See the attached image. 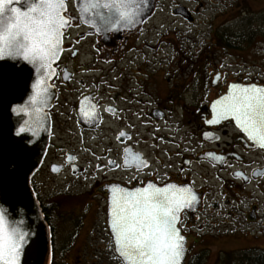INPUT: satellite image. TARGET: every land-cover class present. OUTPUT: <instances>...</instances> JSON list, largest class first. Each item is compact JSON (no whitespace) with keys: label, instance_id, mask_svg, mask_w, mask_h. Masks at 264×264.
<instances>
[{"label":"flooded vegetation","instance_id":"1","mask_svg":"<svg viewBox=\"0 0 264 264\" xmlns=\"http://www.w3.org/2000/svg\"><path fill=\"white\" fill-rule=\"evenodd\" d=\"M263 1L153 0L148 10L142 4L135 24L109 30L101 25L98 30L80 19L77 0H66V14L73 21L64 31L63 51L54 63L50 81L56 97L48 111V147L31 180L33 192L48 215V249L43 264L55 257L58 240L52 220L60 221L65 214L59 201L43 194L37 179L42 172L51 178L68 173L66 180L72 183L85 169L78 157L81 151L96 156L95 188L104 202L105 227L107 199L115 187L134 190L148 183L158 187L175 184L189 186L199 196V207L192 215L183 210L177 225L186 238L185 261L190 246H197V240L190 238L193 232L201 241L217 239L232 242L237 249H250L253 247L245 245V234L239 232L246 228L250 241L263 244L264 149L248 140L232 119L212 125L206 122L213 117L212 103L225 95L230 85L264 86L260 78H248L242 72L227 76L215 62L218 53L228 57L231 53L222 45L225 29L233 20L256 13L253 6ZM175 23L188 29L197 27L195 34L201 35L198 29H205L212 43L202 50L214 56L206 62L204 56L199 57L201 61L196 63L203 65L207 79H200L203 72L197 73L196 66L184 74L182 68L190 62L189 56L184 66L177 61L178 70L164 73L168 53L175 56L178 51L165 47L177 43L173 36L179 41L185 37ZM240 64L245 63L239 61L234 66L246 70ZM179 131L184 132L183 140H176ZM206 132L211 137H205ZM70 143L73 148L65 147ZM137 155L145 166H137ZM68 189L66 184L61 193ZM84 214L74 215L78 223L69 238L71 246L84 225ZM217 225L223 229L221 235L211 238L204 234ZM229 226L233 232L225 231Z\"/></svg>","mask_w":264,"mask_h":264},{"label":"snow or ice","instance_id":"2","mask_svg":"<svg viewBox=\"0 0 264 264\" xmlns=\"http://www.w3.org/2000/svg\"><path fill=\"white\" fill-rule=\"evenodd\" d=\"M146 3L147 0H77L80 19L98 30L101 25L109 30L135 24ZM66 13V0H0V60L19 58L36 71L29 103L13 107V112L39 113L40 106L46 103L48 80L55 74L52 64L63 51L62 37L73 21ZM212 108L208 124L231 117L248 140L264 149V86L232 84ZM25 130L21 127L17 134ZM136 159L138 167L146 165L138 155ZM195 200L191 188L175 184L158 187L148 183L134 190L115 187L109 225L122 264H181L186 241L177 225L181 210L191 207ZM22 223L9 220L5 210L0 209V264H19L28 236L20 227Z\"/></svg>","mask_w":264,"mask_h":264},{"label":"rangeland","instance_id":"3","mask_svg":"<svg viewBox=\"0 0 264 264\" xmlns=\"http://www.w3.org/2000/svg\"><path fill=\"white\" fill-rule=\"evenodd\" d=\"M252 9L256 10V12L263 11L264 1L258 6H253ZM249 17L250 15L241 16L240 18L233 20L223 33L230 35L232 34V32L239 31L242 28V25L245 23V20H247ZM255 23L257 22H254L253 24ZM174 26H177L178 30L183 32V35H185V37H183V39L181 38V41H179V37L172 35L176 39L177 43L172 45L169 44L168 47H165V50L178 51L175 56L171 55L170 52L168 53L169 58L167 59V64L165 66L166 70L164 71V73L166 72L170 74L178 70L179 65L176 64L177 61L184 66L185 62H187V56L192 58L190 59V62L182 68L184 74L186 75V73L195 66L197 73L199 71L201 72L203 65L196 63H199L201 61L199 57L204 56L206 60H204L203 62H206L214 56L210 54L209 50H202V48L207 43L211 42L210 38L207 37L205 33V29L202 27L198 29V33H202L200 35L195 34L197 27L188 29L178 23H175ZM257 41L259 44H253L251 45L252 47L247 50L238 51L237 49H227L231 50L229 57L225 55L224 52L222 54H215L217 57H219V59L215 60V62L219 67L222 68L223 72H225L227 76H232L236 72H242L243 74L247 75L248 78L257 77L264 81V44L261 42L260 38H257ZM232 55L234 57H232ZM239 61L245 63L240 64V67L242 65L246 68V70H244L243 68H239L238 65V67L234 66ZM166 76L169 77L167 74ZM207 77L208 74L206 71H204L200 79L204 80L207 79ZM194 79L196 81L198 78L196 77ZM194 79L191 78L192 82H195ZM160 83L162 84V81H160ZM190 104L192 105V103ZM183 134L184 132L179 131L176 136V140H183ZM184 142L188 144L187 140H185ZM67 146H69L68 149L73 148L72 144L71 146L68 144L65 147ZM78 157L81 164L85 166V169L81 174L75 175L73 177L74 181L72 183L68 182L69 180H66V174L68 173H64L62 176L56 178H51L48 177L47 174L42 172V174H40L37 179L40 188L43 190V194L50 195V198L54 197L56 201H59L60 211L65 214V217L60 218V221H55V219L52 220L54 225V234L58 240L57 244L55 245V252L53 254L55 255V257L52 263L121 264V262L116 258L113 252L111 240L104 225V202L102 198L96 194V175L94 170L96 156H93L92 154H86L84 151H81ZM98 176L99 174H97V177ZM66 184H69L68 192L61 193ZM86 204L88 205L85 209ZM69 211H73L75 214H79L80 212L85 213L83 217L84 225L80 228L79 237L77 238L75 244H73L72 246L69 244V238H71V236L73 235L72 233L74 232L78 222H75L77 216H74L75 214L69 215ZM211 223L212 222H210V224ZM233 229L234 228L232 226H229L227 229H225V231L233 232ZM222 230V227L217 225L212 227L210 231H208V229L204 231V234L206 233L207 235H211V238H213L215 236L221 235ZM239 232L245 234V245L247 247L258 249L257 246H264V242L262 245H258L253 241H250L251 235L248 233V230L246 228ZM190 234L192 235V237H190L191 241L197 240V246L195 248L190 246V253L186 258L187 260L184 261L183 264H219L220 260L223 259V253L240 250L237 249L239 247H233L232 242L226 241L225 243L224 241L220 240V242L217 239L201 241L197 238L199 234L194 232ZM242 249L244 248H241V250ZM62 252L65 253L64 261H61V257L63 255Z\"/></svg>","mask_w":264,"mask_h":264},{"label":"water","instance_id":"4","mask_svg":"<svg viewBox=\"0 0 264 264\" xmlns=\"http://www.w3.org/2000/svg\"><path fill=\"white\" fill-rule=\"evenodd\" d=\"M152 4L153 0H147V3L143 5L148 10ZM17 6L23 7V5ZM51 78L48 80L49 85ZM35 79L36 71L26 61L19 58L0 60V209L5 210L9 220L23 221L20 227L28 233L20 253L19 264H43L48 244V230L44 215L30 184L49 143L51 122L48 111L56 97L53 87L50 85L48 88L46 103L40 106L39 113L26 115L12 111L13 107L29 103V97L33 95L32 84ZM228 91L229 88L227 93ZM211 109L213 112L212 106ZM229 119L232 118L229 117ZM26 120L27 125L24 123ZM233 122L237 126L234 120ZM21 127H25L26 130L18 135L17 131ZM192 191L195 193L194 190ZM113 194L111 192L108 196L106 206V226L112 243L109 206ZM195 194L196 200L191 207L181 211L186 210L192 215L199 207V196ZM113 247L118 257L114 243Z\"/></svg>","mask_w":264,"mask_h":264},{"label":"trees","instance_id":"5","mask_svg":"<svg viewBox=\"0 0 264 264\" xmlns=\"http://www.w3.org/2000/svg\"><path fill=\"white\" fill-rule=\"evenodd\" d=\"M249 15L239 31L224 35L222 45L226 49H250L251 45L259 44L257 38L264 44V10ZM254 22L257 23L253 24ZM44 216L48 218V215ZM219 264H264V249L250 248L225 252Z\"/></svg>","mask_w":264,"mask_h":264}]
</instances>
